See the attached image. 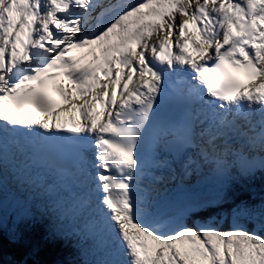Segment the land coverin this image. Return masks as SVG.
<instances>
[{
  "label": "snow or ice",
  "instance_id": "snow-or-ice-1",
  "mask_svg": "<svg viewBox=\"0 0 264 264\" xmlns=\"http://www.w3.org/2000/svg\"><path fill=\"white\" fill-rule=\"evenodd\" d=\"M0 264H264V0H0Z\"/></svg>",
  "mask_w": 264,
  "mask_h": 264
},
{
  "label": "trees",
  "instance_id": "trees-1",
  "mask_svg": "<svg viewBox=\"0 0 264 264\" xmlns=\"http://www.w3.org/2000/svg\"><path fill=\"white\" fill-rule=\"evenodd\" d=\"M259 178H257V187H259ZM73 241H68L67 243L65 242H59L57 243L51 250L49 254L43 255L41 258L42 259H53V258H71L74 257L75 255V249L73 247ZM65 244L68 246L69 250L72 249L73 252H69V250H66ZM14 258L19 259V256H16Z\"/></svg>",
  "mask_w": 264,
  "mask_h": 264
},
{
  "label": "bare ground",
  "instance_id": "bare-ground-1",
  "mask_svg": "<svg viewBox=\"0 0 264 264\" xmlns=\"http://www.w3.org/2000/svg\"><path fill=\"white\" fill-rule=\"evenodd\" d=\"M113 2H114V0H113ZM192 28L194 29V32L196 33L195 28H194L192 25H189V29H188V31H189V34H190V35H194V33L191 32V29H192ZM153 39H155V35L153 36ZM98 90H99V89H98ZM118 99H119V89H118ZM97 107H98V109H99L100 106L97 105Z\"/></svg>",
  "mask_w": 264,
  "mask_h": 264
},
{
  "label": "rangeland",
  "instance_id": "rangeland-1",
  "mask_svg": "<svg viewBox=\"0 0 264 264\" xmlns=\"http://www.w3.org/2000/svg\"><path fill=\"white\" fill-rule=\"evenodd\" d=\"M155 35V34H154Z\"/></svg>",
  "mask_w": 264,
  "mask_h": 264
}]
</instances>
